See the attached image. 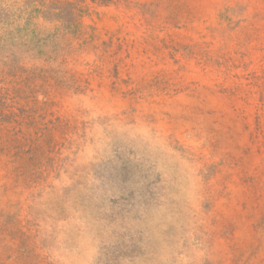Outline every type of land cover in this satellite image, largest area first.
<instances>
[{"label": "rangeland", "instance_id": "obj_1", "mask_svg": "<svg viewBox=\"0 0 264 264\" xmlns=\"http://www.w3.org/2000/svg\"><path fill=\"white\" fill-rule=\"evenodd\" d=\"M0 264H264V0H0Z\"/></svg>", "mask_w": 264, "mask_h": 264}]
</instances>
